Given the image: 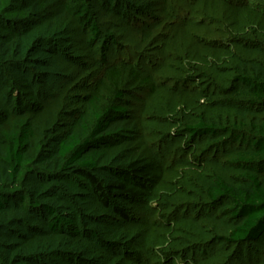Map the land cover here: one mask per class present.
<instances>
[{
	"label": "rangeland",
	"instance_id": "374dc122",
	"mask_svg": "<svg viewBox=\"0 0 264 264\" xmlns=\"http://www.w3.org/2000/svg\"><path fill=\"white\" fill-rule=\"evenodd\" d=\"M246 2L264 7V0H59L70 10L61 13L48 0H0V36L27 34L21 56L0 58V129L23 118L34 133L17 189L23 209L17 202L0 216V264H264V238L228 244L239 222L228 202L215 205L205 195L217 179H243L234 159L246 146H216L184 130L200 118L226 126L264 117V106L249 110L237 95L243 86L234 56L264 65V17ZM121 64L151 83L121 102L135 132L96 151V177L105 183L109 169L141 159H154L163 171L147 199L117 203L129 223L101 209L72 171L47 167L57 145L90 122L91 100ZM45 207L63 219L76 216L79 236L50 233Z\"/></svg>",
	"mask_w": 264,
	"mask_h": 264
},
{
	"label": "trees",
	"instance_id": "16d2710c",
	"mask_svg": "<svg viewBox=\"0 0 264 264\" xmlns=\"http://www.w3.org/2000/svg\"><path fill=\"white\" fill-rule=\"evenodd\" d=\"M229 1L235 6L241 2ZM48 4L57 7L61 13L70 11L69 7H60L59 0H48ZM248 4L245 3V8L250 7L255 15L262 14L264 17V7L260 6L261 4H256L254 8ZM36 5L33 3L30 9H36L38 12ZM81 14L89 18L85 7ZM119 15L122 13L119 12ZM91 32L95 37H100L96 25L93 24ZM26 35L24 30L17 29L9 35H1L0 58L15 59L21 56L27 40ZM234 57L239 63L234 69L236 80L243 86V90L237 93L241 99L240 104H247L249 110L262 108L264 65L256 61L243 62ZM150 83L148 76L145 77L124 64L110 69L103 78L101 88L91 100L93 107L89 114L90 122L83 126L81 135L71 134L65 141H61L55 148L53 159L47 163L50 169L61 170L63 173L72 171L79 179L76 181L78 186L88 189L97 199L101 209L109 210L124 223H129L131 217L117 203L124 201L133 205L147 199L161 181L162 168L154 159L133 160L124 166L109 169L111 178L105 183L100 182L96 173L100 170L101 157L97 156L96 151L100 150V147H113L117 142L132 138L129 134L135 132L133 124L124 118L125 111L121 109L120 104L132 89L147 87ZM101 97L103 102L99 100ZM184 130L190 139L208 137L216 146L220 143L228 146L231 141L246 146L247 151L238 153L234 159V163L245 170L243 179L236 185L217 179L206 188L205 195L215 205L228 202L231 205L232 218L239 222L226 239L228 244L247 246L260 242L264 238V184L259 177L264 174V117L259 120L243 119L226 126L207 124L200 118L197 124L187 125ZM33 134L32 122L23 118L17 119L10 129H0V187L3 188L0 192V216H4L11 207H16L17 202L19 210L23 209L25 197L19 195L17 189L28 169L26 156L34 138ZM216 137L221 141L217 142ZM45 211L51 219L47 226L50 233L76 238L79 236L76 216L63 219L56 215L54 209L45 207ZM58 264L67 262L59 258ZM72 264H76L75 261Z\"/></svg>",
	"mask_w": 264,
	"mask_h": 264
}]
</instances>
